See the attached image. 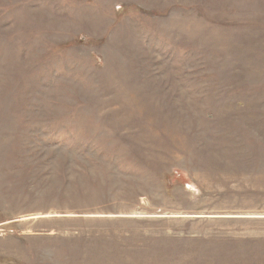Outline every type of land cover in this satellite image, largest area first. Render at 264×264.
Segmentation results:
<instances>
[{
	"label": "rangeland",
	"instance_id": "1",
	"mask_svg": "<svg viewBox=\"0 0 264 264\" xmlns=\"http://www.w3.org/2000/svg\"><path fill=\"white\" fill-rule=\"evenodd\" d=\"M0 264H264V0H0Z\"/></svg>",
	"mask_w": 264,
	"mask_h": 264
}]
</instances>
